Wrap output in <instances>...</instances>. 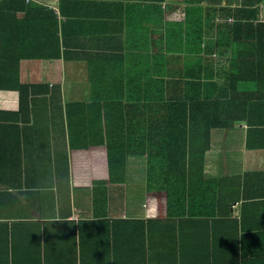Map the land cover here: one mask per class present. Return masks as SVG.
Here are the masks:
<instances>
[{
    "label": "crops",
    "instance_id": "1",
    "mask_svg": "<svg viewBox=\"0 0 264 264\" xmlns=\"http://www.w3.org/2000/svg\"><path fill=\"white\" fill-rule=\"evenodd\" d=\"M79 1L65 5V11L74 14L63 16L60 0H26L56 11L65 47L59 49L61 58L24 61L23 79L61 87L62 93L47 96L37 107V127L48 137L47 149L42 154L33 147L32 156L38 154L29 161L46 160L38 164L37 186L31 188L29 200L22 201L26 208L21 210L16 200L4 202L8 207L1 211L0 264H264V134L245 122L212 133L204 174L221 180L207 203L209 209L217 206L212 216L192 209L189 213L180 203L167 204L165 194L157 200L158 191L150 194L145 158L131 155L123 180H115L116 170L109 176L117 159L112 154L107 158L101 140L108 131L103 132L101 112H96L105 83L99 78L92 84L88 73L101 70L107 55L114 60L124 55L125 63L133 64L128 56L145 54L154 1L97 0L124 2L123 9L109 8L117 12L111 36L103 34L97 6ZM214 4L239 14L257 8L256 23L264 22V0ZM232 177L240 180L237 190ZM105 180L106 190L102 185L99 191L105 192L107 202H102L95 186ZM232 191L239 202H232ZM8 194L15 197L19 191L10 189ZM183 207L186 213L178 215Z\"/></svg>",
    "mask_w": 264,
    "mask_h": 264
},
{
    "label": "trees",
    "instance_id": "2",
    "mask_svg": "<svg viewBox=\"0 0 264 264\" xmlns=\"http://www.w3.org/2000/svg\"><path fill=\"white\" fill-rule=\"evenodd\" d=\"M78 1L60 0L61 15L72 16V9L65 11V5ZM153 1L145 54L128 56L133 64H126L124 55L116 60L107 55L101 70L88 73L92 84L99 78L100 84L105 83L102 96L96 100V112H101L103 132L108 131L101 140L107 146V158L112 154L117 159L109 176L116 170L115 180H123L131 155L145 158L150 194L158 191L157 200H163L161 195L165 194L167 204L176 203L177 207L180 203L189 213L192 209L197 215L212 216L217 206L209 209L207 203L212 199L210 192L215 193L221 182L206 179L204 174L213 130L243 121L264 134V22L256 23L257 8L242 9L239 14L217 7V0ZM0 2L2 219L1 211L8 207L6 199L5 203L20 202L24 210L22 201L29 200L31 188L37 186L38 164L46 158L29 161L38 154L32 156L31 149L44 154L48 138L37 127V107L47 102V96L62 93L61 87L25 81L22 65L26 60L61 58L59 49L65 47V41L60 37L63 31L55 10L28 5L26 0ZM79 3L97 6L103 34L111 36L117 28L112 24L117 12L109 8L123 9L124 2ZM159 3H166L165 7L158 9ZM229 17L235 22H228ZM222 32L229 36L221 37ZM47 50L51 51L45 53ZM135 66L137 71H133ZM224 101L231 109L223 105ZM93 106L89 109L92 112ZM226 109L228 119L222 122ZM237 179L232 177L236 190ZM106 181L95 186L102 202H107V197L103 198L105 192L99 190L102 185L106 190ZM193 188L197 192L194 195ZM10 189H17L18 196L9 195ZM232 195V202L240 201L237 193L232 191ZM185 208L177 214H185Z\"/></svg>",
    "mask_w": 264,
    "mask_h": 264
},
{
    "label": "rangeland",
    "instance_id": "3",
    "mask_svg": "<svg viewBox=\"0 0 264 264\" xmlns=\"http://www.w3.org/2000/svg\"><path fill=\"white\" fill-rule=\"evenodd\" d=\"M227 21L228 22H230V23H234L235 22V20H234V18L233 17H229L228 19H227ZM241 37H242V34H241ZM223 105L227 108V109H231L230 108V106H229V103H227L226 101H224V103H223ZM227 109L226 110H224V113H225V115L223 116V118H222V122H224V121H227V115H228V113H227ZM228 126H229V128H232V127H240V126H242V124H239L238 122H236V121H234V122H231V123H229L228 124ZM226 127V126H225ZM219 130L220 129H224V128H218ZM218 129H215V130H218ZM215 130H213V131H215ZM133 183H135V186L136 187H140V185H139V183H137V182H133ZM236 183H237V185H239L240 184V180L238 179L237 181H236ZM233 196V195H232ZM231 196V197H232ZM222 197H223V195H222ZM224 199V198H223ZM213 237H216L217 238V236H216V233H215V231L213 232Z\"/></svg>",
    "mask_w": 264,
    "mask_h": 264
}]
</instances>
